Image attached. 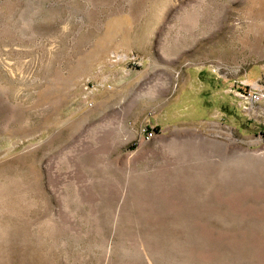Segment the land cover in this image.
Instances as JSON below:
<instances>
[{"label": "rangeland", "instance_id": "1", "mask_svg": "<svg viewBox=\"0 0 264 264\" xmlns=\"http://www.w3.org/2000/svg\"><path fill=\"white\" fill-rule=\"evenodd\" d=\"M0 264H264V0H0Z\"/></svg>", "mask_w": 264, "mask_h": 264}, {"label": "crops", "instance_id": "2", "mask_svg": "<svg viewBox=\"0 0 264 264\" xmlns=\"http://www.w3.org/2000/svg\"><path fill=\"white\" fill-rule=\"evenodd\" d=\"M197 82L199 83V91H198V98L196 99V103L199 105V108L205 109V106H210V94H211V82L212 78L210 76L204 77L201 75V77H198ZM189 123H202L205 121H185Z\"/></svg>", "mask_w": 264, "mask_h": 264}, {"label": "built area", "instance_id": "3", "mask_svg": "<svg viewBox=\"0 0 264 264\" xmlns=\"http://www.w3.org/2000/svg\"><path fill=\"white\" fill-rule=\"evenodd\" d=\"M110 61L112 63H118V62H126L130 63L131 65H136L137 61L134 55H126V54H112L110 56ZM261 98V95H253L252 100L257 101ZM263 98V97H262ZM153 136V131L151 129H146L143 132V137L145 140L151 139Z\"/></svg>", "mask_w": 264, "mask_h": 264}]
</instances>
